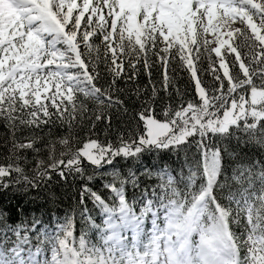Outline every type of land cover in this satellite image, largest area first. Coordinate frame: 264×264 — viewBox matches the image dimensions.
I'll list each match as a JSON object with an SVG mask.
<instances>
[{
  "label": "snow or ice",
  "instance_id": "6c2138e0",
  "mask_svg": "<svg viewBox=\"0 0 264 264\" xmlns=\"http://www.w3.org/2000/svg\"><path fill=\"white\" fill-rule=\"evenodd\" d=\"M0 264H264V0H0Z\"/></svg>",
  "mask_w": 264,
  "mask_h": 264
},
{
  "label": "trees",
  "instance_id": "16d2710c",
  "mask_svg": "<svg viewBox=\"0 0 264 264\" xmlns=\"http://www.w3.org/2000/svg\"><path fill=\"white\" fill-rule=\"evenodd\" d=\"M183 75L186 76V74H183ZM142 79H143V82H146V78H142ZM180 83L183 85L184 81H181ZM145 162L148 163V164H150L151 163V160L146 157L145 158ZM65 206H66V204L60 206L59 211H60L61 214L63 213Z\"/></svg>",
  "mask_w": 264,
  "mask_h": 264
}]
</instances>
